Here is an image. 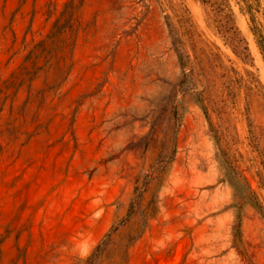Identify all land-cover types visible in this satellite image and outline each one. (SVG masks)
I'll list each match as a JSON object with an SVG mask.
<instances>
[{
	"label": "rangeland",
	"instance_id": "rangeland-1",
	"mask_svg": "<svg viewBox=\"0 0 264 264\" xmlns=\"http://www.w3.org/2000/svg\"><path fill=\"white\" fill-rule=\"evenodd\" d=\"M0 264H264V0H0Z\"/></svg>",
	"mask_w": 264,
	"mask_h": 264
}]
</instances>
